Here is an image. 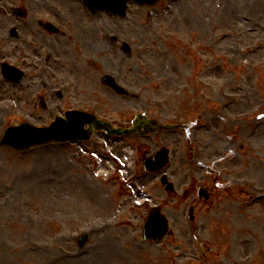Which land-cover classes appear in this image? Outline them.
<instances>
[{
    "label": "rangeland",
    "instance_id": "rangeland-1",
    "mask_svg": "<svg viewBox=\"0 0 264 264\" xmlns=\"http://www.w3.org/2000/svg\"><path fill=\"white\" fill-rule=\"evenodd\" d=\"M71 4L62 10L61 47L44 74L63 97L39 92L33 75L22 89H0V136L9 126H44L80 109L118 126L138 114L190 124L192 137L187 142L184 130L144 138L99 132L86 143L1 147L0 264H264V199L247 208L220 198L227 190L205 203L196 197L207 147L221 157L222 182L253 177L258 188L264 181V0L130 2L124 17ZM90 22L94 37L106 30L98 48L84 37ZM88 59L80 73H90L98 94L79 77ZM104 74L127 93L103 85ZM161 147L169 150L173 194L141 167ZM154 206L169 225L159 244L140 239Z\"/></svg>",
    "mask_w": 264,
    "mask_h": 264
},
{
    "label": "flooded vegetation",
    "instance_id": "flooded-vegetation-1",
    "mask_svg": "<svg viewBox=\"0 0 264 264\" xmlns=\"http://www.w3.org/2000/svg\"><path fill=\"white\" fill-rule=\"evenodd\" d=\"M71 2L73 0H0V89H22L23 80L33 75L39 92H55L44 74L50 69L51 58L58 54V47H61L59 37L62 36L61 28L66 20L62 10L73 8ZM2 67H15L23 71V79L18 83L5 79ZM206 132L208 133L207 130ZM245 141L250 146L249 140ZM211 142L212 140L209 143ZM235 144L239 148L240 145ZM207 149L202 185L206 188L205 195L208 197L205 202L218 195L221 190L229 192H222L220 198L225 195L238 206L244 205L247 208L264 199V181L258 188L253 177L245 180L234 176L231 178L232 184L222 182L226 173L219 166L221 157L212 154L208 147ZM251 164L249 162L245 168L250 175ZM234 174L233 170L231 176ZM255 197L259 199L255 201Z\"/></svg>",
    "mask_w": 264,
    "mask_h": 264
},
{
    "label": "water",
    "instance_id": "water-1",
    "mask_svg": "<svg viewBox=\"0 0 264 264\" xmlns=\"http://www.w3.org/2000/svg\"><path fill=\"white\" fill-rule=\"evenodd\" d=\"M87 6L93 7L96 11L110 10L113 14L124 15L126 9V2L129 0H83ZM145 4H153L157 0H134ZM103 81L106 85L113 86V82L109 77H104ZM66 120L57 118L46 128H35L33 126L22 124L17 127H11L4 131L0 145L11 147L15 150L27 149L31 146L44 144L47 142L86 140L90 134L95 130H104L108 134H138L139 128L144 127L148 131L157 129H175L178 126H159L156 122L148 121L137 117L133 122V128L128 130L114 129L108 123L97 120L90 114L84 112H66ZM84 125L88 129H83ZM155 164L149 161L143 163L148 171L160 169L165 164V153L160 151L155 155ZM157 165V167H155ZM165 184V178L161 180ZM166 189L170 190L171 185H167ZM166 220L159 215L153 213L148 216L143 225V240L159 241L166 233ZM84 244V239L80 240V246Z\"/></svg>",
    "mask_w": 264,
    "mask_h": 264
},
{
    "label": "bare ground",
    "instance_id": "bare-ground-1",
    "mask_svg": "<svg viewBox=\"0 0 264 264\" xmlns=\"http://www.w3.org/2000/svg\"><path fill=\"white\" fill-rule=\"evenodd\" d=\"M93 30H97V26L96 25H94L93 24V22H90V27L88 26L87 27V29L84 31V37H87L89 40H90V44L91 43H94L93 45L96 47V48H98L97 47V43H101V44H104V43H106L105 41H106V34H105V32H106V30L104 29V27L102 28V30H98V37L100 36V33H101V36H103L104 37V39H105V41H104V39H103V41L101 40H97V39H99L98 37L96 38V37H94V31ZM103 34H105V35H103ZM93 39H95L94 41H93ZM97 40V41H96ZM82 42L84 43V45H88L89 46V44L86 42V40H82ZM92 46V45H91ZM91 60L90 59H88L87 61H85V63H84V61H82L81 62V65H80V69H79V77H81V80L83 81V82H85V83H87L88 84V87H87V90H88V92L90 93V94H98V90H96L95 91V89H96V87H98V85H97V83L92 79V76L90 75V73H80L81 72V70L83 69L82 67H84V69L86 70V71H88V69L87 68H85V66L86 65H88V63L90 62Z\"/></svg>",
    "mask_w": 264,
    "mask_h": 264
}]
</instances>
